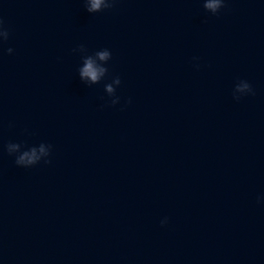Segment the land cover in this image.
Wrapping results in <instances>:
<instances>
[{"label":"water","instance_id":"95a60500","mask_svg":"<svg viewBox=\"0 0 264 264\" xmlns=\"http://www.w3.org/2000/svg\"><path fill=\"white\" fill-rule=\"evenodd\" d=\"M111 2L0 0V264H264V0Z\"/></svg>","mask_w":264,"mask_h":264},{"label":"clouds","instance_id":"9594fccd","mask_svg":"<svg viewBox=\"0 0 264 264\" xmlns=\"http://www.w3.org/2000/svg\"><path fill=\"white\" fill-rule=\"evenodd\" d=\"M103 3V0H91V6L88 8L89 12H97L101 9V5ZM116 3V0H112L111 4L106 5L107 8H111L114 6V4ZM222 7H224V0H207L206 3H204V8L206 10H211L213 13H216L219 9H221ZM0 28H3V20L0 19ZM5 34L6 36L9 35V32L7 30H5ZM13 51V49L9 48L8 52L9 54H11ZM100 59H105L108 55L107 52L104 53H98ZM81 76L82 77H88L90 78L92 81H96L98 79V72L97 69L93 66V61L89 58L88 60L85 61V67L82 69L81 71ZM117 83H120L119 79L117 80ZM245 87H248V85H245ZM109 91H111V87H109L108 89ZM25 159H27L28 163L31 164L34 162V150L32 155H30L28 152H25L22 156H20L17 160V163H22L25 161ZM50 161H47L46 163H48Z\"/></svg>","mask_w":264,"mask_h":264}]
</instances>
